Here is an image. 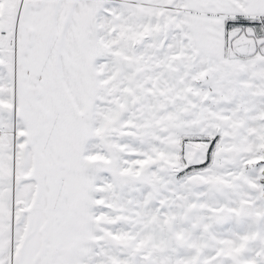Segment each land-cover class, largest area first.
<instances>
[{
    "label": "snow or ice",
    "instance_id": "1",
    "mask_svg": "<svg viewBox=\"0 0 264 264\" xmlns=\"http://www.w3.org/2000/svg\"><path fill=\"white\" fill-rule=\"evenodd\" d=\"M0 264H264V0H0Z\"/></svg>",
    "mask_w": 264,
    "mask_h": 264
}]
</instances>
